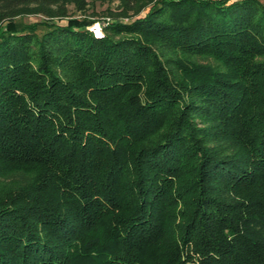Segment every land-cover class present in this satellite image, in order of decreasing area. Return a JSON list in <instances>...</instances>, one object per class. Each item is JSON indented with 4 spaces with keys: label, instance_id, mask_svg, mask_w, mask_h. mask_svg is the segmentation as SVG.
I'll list each match as a JSON object with an SVG mask.
<instances>
[{
    "label": "trees",
    "instance_id": "trees-1",
    "mask_svg": "<svg viewBox=\"0 0 264 264\" xmlns=\"http://www.w3.org/2000/svg\"><path fill=\"white\" fill-rule=\"evenodd\" d=\"M60 1L0 0V264H264V3Z\"/></svg>",
    "mask_w": 264,
    "mask_h": 264
},
{
    "label": "rangeland",
    "instance_id": "rangeland-1",
    "mask_svg": "<svg viewBox=\"0 0 264 264\" xmlns=\"http://www.w3.org/2000/svg\"><path fill=\"white\" fill-rule=\"evenodd\" d=\"M153 0H61L57 6L50 9L49 15L37 13L31 7L30 13L24 14L17 20L26 24L41 21H54L66 24L70 19L89 18L98 20L93 26H100V22L123 21L129 22L148 12ZM264 3V0H261ZM66 13V16H60ZM102 34L104 31L102 30ZM195 62L218 67V63L211 58H195ZM33 174L14 171L5 177H0V187L8 190H16L28 185Z\"/></svg>",
    "mask_w": 264,
    "mask_h": 264
},
{
    "label": "built area",
    "instance_id": "built-area-1",
    "mask_svg": "<svg viewBox=\"0 0 264 264\" xmlns=\"http://www.w3.org/2000/svg\"><path fill=\"white\" fill-rule=\"evenodd\" d=\"M89 29H90V31H92L93 35L96 38H100L103 36L101 24H100V26H94V27L89 28Z\"/></svg>",
    "mask_w": 264,
    "mask_h": 264
}]
</instances>
